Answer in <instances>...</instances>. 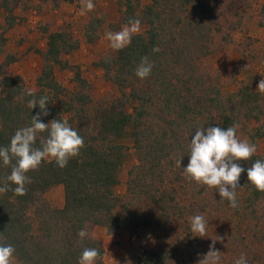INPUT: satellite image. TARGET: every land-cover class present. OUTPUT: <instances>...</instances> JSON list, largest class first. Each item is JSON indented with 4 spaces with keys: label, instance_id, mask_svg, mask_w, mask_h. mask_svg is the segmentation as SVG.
I'll return each mask as SVG.
<instances>
[{
    "label": "trees",
    "instance_id": "16d2710c",
    "mask_svg": "<svg viewBox=\"0 0 264 264\" xmlns=\"http://www.w3.org/2000/svg\"><path fill=\"white\" fill-rule=\"evenodd\" d=\"M24 1L0 0L5 25H0V56L5 32L17 22L14 12ZM202 1L151 0L142 4L141 0H118L122 24L136 18L147 29L133 35L129 46L95 63L118 90V96L109 102H92L80 69L62 59L79 49L80 42L72 32L50 31L49 24L41 27L45 49L36 52L41 68L35 78L38 90L33 92L37 100L49 98V115L41 116V121L47 124L66 118L83 137L84 147L63 169L54 160H45L37 170L29 171L31 183L23 196L14 194L16 186L6 180L11 166L0 161V187L8 185L0 193V242L15 247L14 264H78L85 247L97 248L103 258L104 246L92 235L98 226L114 234L125 225L132 234L147 236L162 231L174 219L190 221L204 214L209 200L201 197L202 191L193 193L191 182H185L179 171L173 180L167 178L168 184L165 180L178 161L189 162L188 143L195 130L209 126L227 129L243 120L253 125L250 143L256 145L263 138L264 125H258L264 118L259 94L246 85L225 94L203 69L201 60L211 49L199 16L207 15L208 3ZM258 13L259 25H264V0ZM101 26V18L89 19L85 40L97 37ZM145 56L154 67L147 78L140 79L135 69ZM16 59L10 55L0 62V147L8 146L15 131L29 126L32 115L40 112L38 106L31 110L27 105L33 97L21 99L28 90L23 78L5 74V68ZM57 67L73 71L75 91H68L56 79ZM40 136L47 137V132ZM126 142L131 143L136 161L128 170L125 192L119 195L115 188L130 149ZM35 146L40 147V137ZM258 159H264V154L237 163L246 170ZM239 184L235 214L241 222L257 219L258 206L264 208V192L248 182L246 171ZM55 186L63 189L62 207H51L45 200ZM135 202L145 203L144 207L136 208ZM85 228L89 236L81 242L77 233ZM171 258L166 248H148L130 264H168ZM97 264L108 263L100 259Z\"/></svg>",
    "mask_w": 264,
    "mask_h": 264
},
{
    "label": "rangeland",
    "instance_id": "374dc122",
    "mask_svg": "<svg viewBox=\"0 0 264 264\" xmlns=\"http://www.w3.org/2000/svg\"><path fill=\"white\" fill-rule=\"evenodd\" d=\"M151 0H141L142 4ZM95 8L81 15L82 0L69 3L67 0H26L14 12L18 18L15 25L5 32L6 43L0 56L3 62L6 56L15 55L16 61L5 68V74L19 75L23 78L28 90L35 92V78L41 68L37 50L45 49V35L41 32L44 24L50 25V31L66 29L80 42L79 49L62 56L70 65L77 66L81 76L87 81V92L92 102L111 101L118 96L117 88L105 79L101 68L95 65L101 58L114 54L104 36L108 31L122 29V17L118 0H92ZM208 3L207 15H199L205 24L206 44L210 54L202 58L203 69L217 80L225 94L233 93L237 88L248 86L259 94V102L264 113V93L257 90L261 79H264V25H259V7L263 0H204ZM192 8L189 9V12ZM194 14H199L194 11ZM91 18H101L102 26L98 36L92 41L85 40V24ZM0 25H4V14L0 9ZM147 26L141 23L144 33ZM1 32V29H0ZM56 79L70 92L75 91L74 73L69 69L56 68ZM128 111L130 109L128 108ZM258 125H264V118ZM237 136L249 140L252 124L241 121L237 125ZM128 150L123 164L118 171L119 184L115 191L119 195L125 192L127 173L135 163L131 143H124ZM255 154H264V136L256 141ZM177 164L172 171H167V184L174 173L179 171L185 182L183 168ZM169 170V169H168ZM173 172V173H172ZM183 179V180H184ZM193 193L209 200L206 211L202 214L208 221L207 237H194L189 218L174 219L162 231L147 236H139L128 231L122 225L114 234L107 233L104 227L94 228L92 235L104 246L103 261L108 264L123 262L133 263L148 248H166L172 254L168 264H198L205 255L212 239H218L215 249L221 252V264H233L243 253L248 264H264V208L258 206L257 219L241 222L227 199L221 201L217 189L190 181ZM45 200L51 207H62L63 189L53 187ZM136 208H143L145 203L135 202ZM191 220V219H190Z\"/></svg>",
    "mask_w": 264,
    "mask_h": 264
},
{
    "label": "clouds",
    "instance_id": "9594fccd",
    "mask_svg": "<svg viewBox=\"0 0 264 264\" xmlns=\"http://www.w3.org/2000/svg\"><path fill=\"white\" fill-rule=\"evenodd\" d=\"M95 8L92 0H82L81 15ZM141 31V21L136 18L129 21L120 31L105 33L104 38L109 41L111 49L119 51L129 46L132 37ZM159 51L158 48L153 49ZM154 65L147 56L142 57L135 69V75L140 79L147 78ZM257 90L264 93V79L259 81ZM24 96L33 97L27 105L32 110L37 106L40 112L32 115L29 126L19 128L10 139V144L0 147V161L4 166H11V174L7 176V182L16 187L14 194L23 196L27 194L26 185L31 183L27 175L29 171L37 170L42 161L54 160L56 165L63 169L71 158L77 157L84 147V139L71 127L68 120L53 119L47 124L41 121V116H48L47 105L49 98L42 96L38 100L31 90L22 92ZM237 125L224 129L222 127H200L195 130V135L188 143L189 162L183 168L184 175L189 181L217 189L221 201L227 199L231 207H237V192L240 187L241 174L247 172L248 182L257 191L264 192V159L256 160L246 170L237 161H248L257 151L256 145L237 136ZM47 132V137L40 136ZM40 137V147H36L37 138ZM182 159V158H181ZM15 161V163H13ZM181 164V160L178 161ZM8 190L7 183L0 187V193ZM191 232L194 237H207L208 221L204 216L197 214L190 220ZM83 242L89 236L87 228L77 233ZM2 236V233H0ZM218 239H212L208 252L203 255L198 264H221V252L215 249ZM15 247L11 244L0 242V264H14ZM102 259L97 248L85 247L78 264H97ZM233 264H248L245 254L233 261Z\"/></svg>",
    "mask_w": 264,
    "mask_h": 264
}]
</instances>
